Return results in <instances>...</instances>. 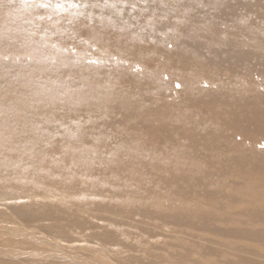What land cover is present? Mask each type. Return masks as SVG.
<instances>
[{
    "label": "bare ground",
    "instance_id": "1",
    "mask_svg": "<svg viewBox=\"0 0 264 264\" xmlns=\"http://www.w3.org/2000/svg\"><path fill=\"white\" fill-rule=\"evenodd\" d=\"M46 1L68 4L57 8L70 19L60 27L91 37L112 53L119 44L105 41L115 34L96 28L112 15L120 25L145 13L136 3L132 14L120 9L125 0H0V27L17 11L22 25L46 27L44 20L51 16L44 9ZM187 4L192 10L194 4ZM205 7L227 22L258 11L264 20V0H203ZM133 33L151 37L155 32L135 26ZM80 40L75 39L76 50L83 49ZM197 41L205 52L192 68L239 81L244 69L257 74L264 86V40L252 43L227 36ZM52 42L62 49L74 41L64 37ZM37 43L26 48L40 49ZM17 48L13 41L0 39V50ZM127 49L123 58L153 65L161 73L172 65L164 62L162 51L152 58L132 43ZM178 52L179 46L175 55ZM22 67L12 83L8 73L0 71V264H264V151L236 154L221 139L228 129L247 139H264V91L246 99L249 92L239 87L234 93L208 87L198 93L179 92L173 101L156 107L177 111L178 120L167 123L175 135L171 143L185 155L199 151V165L217 171L198 168L195 158L189 168L139 165L124 155L108 164L102 156L76 152L72 146L68 104L57 95L71 86L68 71L55 64ZM32 79L40 80V86L30 83ZM35 91L45 94L33 97ZM203 109L206 114L185 119V111ZM215 174L242 186L227 187L211 178Z\"/></svg>",
    "mask_w": 264,
    "mask_h": 264
},
{
    "label": "rangeland",
    "instance_id": "2",
    "mask_svg": "<svg viewBox=\"0 0 264 264\" xmlns=\"http://www.w3.org/2000/svg\"><path fill=\"white\" fill-rule=\"evenodd\" d=\"M158 1L163 6L157 4L156 0H125V4H120V9H129L132 14L137 11L133 4L136 3L145 9V13L139 12L140 17H132L120 25L115 15H112L110 21L96 28L98 33L111 31L115 34L114 39L105 41L119 44L120 49L113 50V53L109 49H101L99 44L90 40L91 37L60 27L70 22L66 21L69 18L65 19L67 15L57 10L62 5L67 7V3L56 5L46 1L43 4L44 9L51 13L44 20L47 25L44 28L31 22L22 25L25 22L20 19V11H17L14 17L0 27V39L10 40L18 45V51L0 50V71L8 73L10 83L15 80L17 68L23 65L55 64L59 70L68 71L71 86L68 84L63 91L56 92L68 104L67 130L76 152H79L78 149L89 151L90 154L102 156L108 164L114 156L124 155L134 158L139 165L159 163L169 167L187 168L195 158L198 161L195 166L198 168L201 167L206 172L217 171V168L210 170L207 166L199 165V151L185 155L179 151L178 145L172 144L176 142L175 135L169 131L167 123L178 120L177 111H158L156 107L166 101H173L179 92L198 93L209 90L208 87L224 93L226 89L234 93L239 87L240 90L249 92L246 99L250 95L263 92L264 86L255 73L250 75L243 69V77L239 81L225 75L209 73L204 68L194 69L192 66L193 63L202 61L205 52L197 45L203 46L197 40L224 39L230 36L235 41L255 43L264 40V20L259 17L258 11L256 14L244 13L239 17H230L227 22L223 17L217 18L216 11L209 10L208 7L201 8L203 0ZM188 2L194 4L192 10L185 7L189 6ZM157 9L161 13H156ZM63 21H66L65 24ZM135 26L156 34L153 33L151 37L135 35ZM64 37L73 39L74 42L62 49L52 42V39ZM75 39H81L79 43L82 50L75 49ZM142 39L149 41L144 42ZM35 41H38L40 49L26 48ZM130 43L142 47L144 52H150L152 58H156V51H162L167 60L164 57L161 60H169L168 63L172 64L168 67V72L161 73L153 65H142L134 63L129 57L123 58V52L128 50ZM178 46L179 52L175 55ZM177 63L180 66L183 64V67L177 69ZM92 71L96 73L85 74ZM77 72H81L79 77L74 75ZM29 82L40 86L38 79ZM34 93L33 97H36L37 93L44 92ZM184 113L185 119L193 120L199 114H206L207 110H189ZM84 137L86 138L83 139ZM221 139L236 154L253 149L264 151L263 137L247 139L228 129ZM154 167L150 165L151 170ZM211 178L220 180L223 185L233 189L238 190L242 186L239 181L221 178L217 174ZM262 190L264 193V189ZM228 193L235 194L230 190Z\"/></svg>",
    "mask_w": 264,
    "mask_h": 264
},
{
    "label": "snow or ice",
    "instance_id": "3",
    "mask_svg": "<svg viewBox=\"0 0 264 264\" xmlns=\"http://www.w3.org/2000/svg\"><path fill=\"white\" fill-rule=\"evenodd\" d=\"M177 87H179V86H177Z\"/></svg>",
    "mask_w": 264,
    "mask_h": 264
}]
</instances>
